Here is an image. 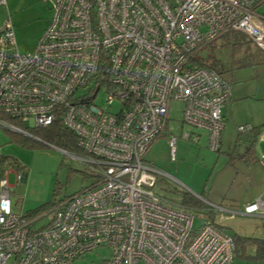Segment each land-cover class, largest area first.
I'll return each instance as SVG.
<instances>
[{
	"label": "built area",
	"instance_id": "built-area-1",
	"mask_svg": "<svg viewBox=\"0 0 264 264\" xmlns=\"http://www.w3.org/2000/svg\"><path fill=\"white\" fill-rule=\"evenodd\" d=\"M53 15L32 51L18 49L10 17L0 24V128L31 135L57 116L76 136L96 180L35 214L15 213L0 178V264H71L98 246L106 264H232L231 234L154 191L161 173L146 155L163 136L172 101L182 137L220 148L229 84L195 53L228 32L264 51V0H43ZM5 7V0H0ZM102 93L103 102L96 99ZM240 132L250 128L239 126ZM176 141L169 135L171 161ZM261 159L264 160V154ZM23 174L15 173L16 182ZM264 210V199L244 209ZM45 220V221H44Z\"/></svg>",
	"mask_w": 264,
	"mask_h": 264
},
{
	"label": "rangeland",
	"instance_id": "rangeland-1",
	"mask_svg": "<svg viewBox=\"0 0 264 264\" xmlns=\"http://www.w3.org/2000/svg\"><path fill=\"white\" fill-rule=\"evenodd\" d=\"M256 10L264 14V3ZM53 11L43 0H6V8L0 7V22L10 17L15 39L21 52L32 51L50 23ZM225 33L202 47L195 59L212 57L231 95L223 108V145L218 151L206 145V131L199 130L201 140L193 145L182 137L191 128L181 123L182 103L172 101L167 127L163 136L154 144L146 159L161 173L157 174L154 191L174 202L186 193L203 203V208H190L195 216V226L202 220L219 225L223 231L242 236L261 237L260 222L264 216L251 217L244 214L249 201L245 164L236 159L242 153L252 131L240 132L239 126L264 130V51L260 50L241 32ZM104 98L100 93L98 104ZM8 129L0 128V178L5 177L12 189V210L28 213L46 207L72 194L90 187L96 180L94 165L72 157L71 152L29 137L37 145L23 146L14 141ZM18 133V132H16ZM257 135V138L259 136ZM174 135L176 157L170 160L167 138ZM256 138V139H257ZM37 140V141H36ZM235 146L234 144H238ZM75 156H79L74 154ZM17 164H11L12 161ZM15 173L23 174L16 182ZM41 207V208H40ZM233 211V212H230ZM45 221V220H44ZM111 249L98 246L71 264H106ZM232 264H264V261H243L235 258Z\"/></svg>",
	"mask_w": 264,
	"mask_h": 264
},
{
	"label": "trees",
	"instance_id": "trees-1",
	"mask_svg": "<svg viewBox=\"0 0 264 264\" xmlns=\"http://www.w3.org/2000/svg\"><path fill=\"white\" fill-rule=\"evenodd\" d=\"M234 33L232 35H238L236 32H231ZM211 60L207 58H199L195 59V62L202 67H206L209 69H212L216 71L219 75L221 73L218 70V67L216 66V61L212 57ZM6 121L14 125L20 129L26 130L32 138L38 139L46 144H51L61 150H67L71 153H74L76 155H81L80 149L77 147L76 144V136L75 134L67 129L61 122L60 118L57 116L49 125L46 127H34V128H27L22 120L16 119V118H10L6 117ZM252 131V136L250 139V145L249 147L246 148L244 152L239 154L241 159H244L246 162H253L255 160L254 155V149L252 145L254 142L257 140V135L259 132L256 130L255 127H250V131ZM12 136L14 141L17 143L23 145V146H30V145H37L39 144L38 142H33L29 139L24 134L21 133H16L12 132ZM37 141V140H36ZM17 164L16 161H12L11 164ZM180 201L177 202L178 204L187 207V208H197L200 210H205L203 208V203L199 201L198 199L194 198L193 196H189L188 194H184L182 199H179ZM41 208V207H40ZM40 209H36L32 212H28L26 214H35L38 212ZM205 212V211H204ZM218 227V226H217ZM262 228H264V225H262ZM234 245H235V257H240L246 260L250 261H264V235L261 237H250V236H242L238 235L236 233L231 234ZM248 247H253L254 248V253L253 254H248L247 253V248Z\"/></svg>",
	"mask_w": 264,
	"mask_h": 264
},
{
	"label": "crops",
	"instance_id": "crops-1",
	"mask_svg": "<svg viewBox=\"0 0 264 264\" xmlns=\"http://www.w3.org/2000/svg\"><path fill=\"white\" fill-rule=\"evenodd\" d=\"M5 3H6V0H5ZM4 8H6V6ZM1 23L2 22H0V24ZM13 29H14V26H13ZM14 33H15V30H14ZM223 143H224V140H222V134H221L220 148L223 145ZM206 145H207V140H206ZM248 145H250L249 141H247V144L242 152H244L246 148L249 147ZM235 146H239V143L234 144V147ZM252 147L254 149L253 157H255V160L253 162L249 163V162L244 161V159H241L239 156V154H241L240 152H238L237 155H233L235 156L236 159H240L245 164V167H246L245 172H246V179L248 180V182L246 183L244 187H248L249 189L248 196H246V200H249V201L245 204L244 209L246 206L255 203L258 199H264V160L261 159L262 154H264V130L261 131V134H259L257 140L254 142ZM230 212H233V211H230ZM258 215L264 216V210H261L255 214H251L249 216L256 217ZM214 224L219 227V225H217L216 223ZM262 225H264V221L260 222V227L262 229L261 230L262 235H264V228H262ZM247 253L253 254L254 248L248 247ZM235 258H239L240 260H243V261H250V260H246L240 257H235Z\"/></svg>",
	"mask_w": 264,
	"mask_h": 264
}]
</instances>
